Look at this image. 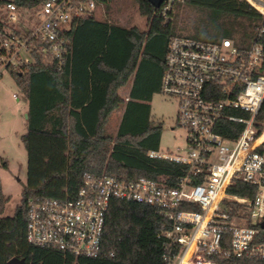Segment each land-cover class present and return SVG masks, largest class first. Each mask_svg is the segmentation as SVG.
<instances>
[{
    "label": "built area",
    "instance_id": "obj_1",
    "mask_svg": "<svg viewBox=\"0 0 264 264\" xmlns=\"http://www.w3.org/2000/svg\"><path fill=\"white\" fill-rule=\"evenodd\" d=\"M0 76L24 72L34 53H48L60 65L71 55L75 22L96 17L112 0H45L35 10L8 1L1 5ZM262 16L250 45L225 37L205 41L177 34L169 42L161 92L178 101L177 124L188 132L186 149L150 151L152 158L182 166V173L159 179H122L84 174V183L67 198L29 202L27 239L38 247L75 257L102 251L106 217L114 199L153 208L165 223L160 233L166 264H218L215 255L264 259V0H246ZM186 0H162L154 16L170 19ZM238 112V113H237ZM244 127L234 139L225 131ZM242 181L253 197L228 192Z\"/></svg>",
    "mask_w": 264,
    "mask_h": 264
},
{
    "label": "trees",
    "instance_id": "obj_2",
    "mask_svg": "<svg viewBox=\"0 0 264 264\" xmlns=\"http://www.w3.org/2000/svg\"><path fill=\"white\" fill-rule=\"evenodd\" d=\"M8 1L32 11L45 0H2L1 5ZM135 1L147 18L145 31L84 18L70 32L72 51L63 65L48 53H34L36 63L24 72L8 69L28 101L27 132L22 137L28 180L21 204L12 216H5L9 197L0 178V264H8L15 256L26 258L28 264H166L160 239L165 219L149 206L123 199L111 203L98 256L75 257L35 246L27 239L30 200L71 197L83 185L86 172L132 180L172 175L168 184H175L182 166L152 158L149 152L160 150L163 126L152 123L150 102L161 91L168 45L177 34L178 9L186 5L203 13L190 36L205 41L229 37L239 46L250 45L263 22L246 0H186L170 19L154 16L150 0ZM3 25L0 12V30ZM131 78L126 100L119 90ZM121 104L125 108L117 135H106L109 118ZM258 121L264 122V104ZM230 125L235 132L225 131V135L234 139L244 126ZM228 192L253 197L256 188L237 181ZM259 240L264 241V229ZM212 257L218 264H264L258 258Z\"/></svg>",
    "mask_w": 264,
    "mask_h": 264
},
{
    "label": "rangeland",
    "instance_id": "obj_3",
    "mask_svg": "<svg viewBox=\"0 0 264 264\" xmlns=\"http://www.w3.org/2000/svg\"><path fill=\"white\" fill-rule=\"evenodd\" d=\"M203 13L190 6H183L176 12L175 28L177 34H194ZM97 19L123 27H137L145 31L147 18L141 14L135 0H112L106 7L99 9ZM176 34V35H177ZM126 87L121 93L126 96ZM152 123L162 124L160 152L177 153L188 147V132L177 124L178 101L161 91L151 101ZM124 104L111 116L105 127V134L116 137L122 119ZM26 95L9 71L0 76V178L3 192L9 200L4 212L12 216L21 204L22 192L28 180V154L22 140L27 132ZM111 148V145L109 146ZM4 163H7L5 165Z\"/></svg>",
    "mask_w": 264,
    "mask_h": 264
},
{
    "label": "water",
    "instance_id": "obj_4",
    "mask_svg": "<svg viewBox=\"0 0 264 264\" xmlns=\"http://www.w3.org/2000/svg\"><path fill=\"white\" fill-rule=\"evenodd\" d=\"M150 2L155 6V7H158L160 6L162 0H150ZM26 119H28L29 115L28 113H26ZM264 227V225H263ZM8 264H28L27 261H26V258H21V257H18V256H15V257H12L9 261H8Z\"/></svg>",
    "mask_w": 264,
    "mask_h": 264
},
{
    "label": "crops",
    "instance_id": "obj_5",
    "mask_svg": "<svg viewBox=\"0 0 264 264\" xmlns=\"http://www.w3.org/2000/svg\"><path fill=\"white\" fill-rule=\"evenodd\" d=\"M133 81H134V78H131L130 79V81L128 82V84L125 86L126 87V96H123L122 95V93H121V90H123V87L122 88H120V90H119V94L123 97V98H125L126 100L129 98V95H130V91H131V88H132V85H133ZM151 103V102H150ZM124 108H125V105H124ZM123 112H124V109H123ZM123 112H122V115H123ZM114 113V112H113ZM113 113H112V115H113ZM111 115V116H112ZM111 116H110V118H111ZM110 118H109V120H110ZM109 122V121H108Z\"/></svg>",
    "mask_w": 264,
    "mask_h": 264
}]
</instances>
